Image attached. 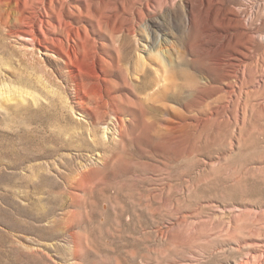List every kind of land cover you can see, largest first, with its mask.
I'll list each match as a JSON object with an SVG mask.
<instances>
[{
	"label": "rangeland",
	"instance_id": "rangeland-1",
	"mask_svg": "<svg viewBox=\"0 0 264 264\" xmlns=\"http://www.w3.org/2000/svg\"><path fill=\"white\" fill-rule=\"evenodd\" d=\"M24 11L74 58L28 50ZM247 261L264 264V0H0V264Z\"/></svg>",
	"mask_w": 264,
	"mask_h": 264
},
{
	"label": "bare ground",
	"instance_id": "bare-ground-1",
	"mask_svg": "<svg viewBox=\"0 0 264 264\" xmlns=\"http://www.w3.org/2000/svg\"><path fill=\"white\" fill-rule=\"evenodd\" d=\"M45 8H46V6L44 5V9ZM63 19L65 20V18H63ZM20 21L22 23H26V24L19 26V28L17 30V35H20L22 37L29 39L28 45H26L28 50H32V49L33 50H37V49L40 50L39 46H44L43 43H45L46 41H52L51 43L58 44L60 46V48L62 49V51H59V53L61 56H63L66 59L65 60L66 63H68L70 60H72L74 58V56L76 54V50L78 49V48L76 49V46H77L76 43H74V44L71 43L72 41L76 42L74 36H71V34L68 35V45H67V49H66L64 47V44L66 43L65 40L61 37H58V38L48 37L46 34V31L44 30L43 21L38 22L37 23L38 26H36L37 24L35 25L31 21V14L30 13L25 14V11H24L22 13L21 18H20ZM57 22L61 23V20L58 18ZM55 26L56 25H54V27ZM245 26H246V24L243 23V27H245ZM44 47L49 49V46H44ZM246 55L247 54L244 52L243 49H239V50L232 52V57L229 60H231L232 62H235L237 65L241 66V65H243L244 58L246 57ZM227 83H228V84H226L227 87L223 88L224 93L234 94L237 91V88L242 87V84H244V80L240 81L241 84L238 82L236 84H230L229 82H227ZM259 257H260V255H259ZM251 259H250V261H251ZM250 261H247L245 264H249Z\"/></svg>",
	"mask_w": 264,
	"mask_h": 264
}]
</instances>
